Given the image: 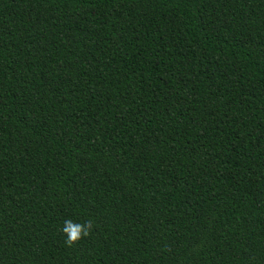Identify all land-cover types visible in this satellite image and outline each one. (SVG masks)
Here are the masks:
<instances>
[{
  "label": "trees",
  "instance_id": "1",
  "mask_svg": "<svg viewBox=\"0 0 264 264\" xmlns=\"http://www.w3.org/2000/svg\"><path fill=\"white\" fill-rule=\"evenodd\" d=\"M0 264H264V0H0Z\"/></svg>",
  "mask_w": 264,
  "mask_h": 264
},
{
  "label": "clouds",
  "instance_id": "2",
  "mask_svg": "<svg viewBox=\"0 0 264 264\" xmlns=\"http://www.w3.org/2000/svg\"><path fill=\"white\" fill-rule=\"evenodd\" d=\"M95 227L96 225L91 218L82 223L66 219L61 228V232L65 236V245L69 248L76 246L81 240L89 238Z\"/></svg>",
  "mask_w": 264,
  "mask_h": 264
}]
</instances>
